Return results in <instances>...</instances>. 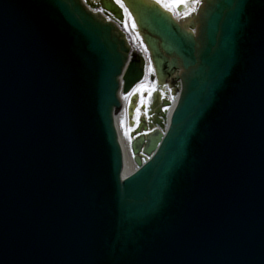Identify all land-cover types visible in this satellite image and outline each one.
<instances>
[{"label":"water","instance_id":"obj_1","mask_svg":"<svg viewBox=\"0 0 264 264\" xmlns=\"http://www.w3.org/2000/svg\"><path fill=\"white\" fill-rule=\"evenodd\" d=\"M130 5L158 79L183 83L131 173L124 33L83 0H0V264H264V0L188 22ZM143 75L135 55L124 91Z\"/></svg>","mask_w":264,"mask_h":264},{"label":"rangeland","instance_id":"obj_2","mask_svg":"<svg viewBox=\"0 0 264 264\" xmlns=\"http://www.w3.org/2000/svg\"><path fill=\"white\" fill-rule=\"evenodd\" d=\"M95 5L98 6L97 0H92ZM141 93V101L138 105V108L136 110L135 119L136 121H139L142 116L149 117L148 116V110L152 105L153 97L157 93V86L154 84V81L151 80L150 75L144 79L143 83L140 85V87L137 89ZM165 90L162 91V96L164 95ZM130 97L129 95L124 96V99L128 102ZM123 124V131L125 136L129 139L130 133H131V126H129V121L127 118H124L122 120Z\"/></svg>","mask_w":264,"mask_h":264},{"label":"bare ground","instance_id":"obj_3","mask_svg":"<svg viewBox=\"0 0 264 264\" xmlns=\"http://www.w3.org/2000/svg\"><path fill=\"white\" fill-rule=\"evenodd\" d=\"M163 1H164L163 3L165 4V0H163ZM201 1H203V0H197V1L195 2L194 6H192V8L187 12V14H190L191 12L195 11V9L197 8V6L200 4ZM130 24H131V27H132L133 31H134L137 35L141 36V33H140L139 28H138V26H137V24H136V21H135L134 16H131ZM153 68H154V65H153V63L151 62V60H149V61H148V64H147V68H146L147 72L149 73V72L153 71ZM148 73H147V74H148ZM169 96H170L171 99H172V105L169 106L168 109H167V111L169 112V117H170L171 112H172V109L174 108V106H175V104H176V102H177V100H178V95H174V94L172 93V91H171L170 94H169ZM117 117H118V122H119V125H120V129H121V134H122V136H123V139H124V142H125L126 148H127V150H128V153H129L130 161H131V164H130V171H129V173H130V172H132V171L136 168L137 164H136V162H135L134 155L132 154V152H131V150H130V149H131L130 141L127 139V137H126L125 134H124V131H123V125H122V123H121V119H120L119 116H117Z\"/></svg>","mask_w":264,"mask_h":264},{"label":"flooded vegetation","instance_id":"obj_4","mask_svg":"<svg viewBox=\"0 0 264 264\" xmlns=\"http://www.w3.org/2000/svg\"><path fill=\"white\" fill-rule=\"evenodd\" d=\"M167 1H169L170 3H172L173 6H174V9L177 12H179V11L187 8L189 6L188 3L191 2V1H193V0H167ZM160 104H161L160 99H156L155 105H156L157 108L160 106Z\"/></svg>","mask_w":264,"mask_h":264}]
</instances>
